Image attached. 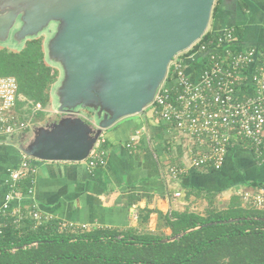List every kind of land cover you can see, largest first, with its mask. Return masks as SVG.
Returning <instances> with one entry per match:
<instances>
[{
  "label": "water",
  "instance_id": "obj_1",
  "mask_svg": "<svg viewBox=\"0 0 264 264\" xmlns=\"http://www.w3.org/2000/svg\"><path fill=\"white\" fill-rule=\"evenodd\" d=\"M214 1L0 0V46L44 36V60L61 74L49 88L61 116L33 125L26 143L12 136L21 154L84 161L103 130L151 104L170 61L206 30Z\"/></svg>",
  "mask_w": 264,
  "mask_h": 264
},
{
  "label": "crops",
  "instance_id": "obj_2",
  "mask_svg": "<svg viewBox=\"0 0 264 264\" xmlns=\"http://www.w3.org/2000/svg\"><path fill=\"white\" fill-rule=\"evenodd\" d=\"M212 18L213 28L234 26L240 48L264 50V0H220ZM142 114L118 120L103 130V162L90 167L87 162L35 161L32 194L6 202L14 188L10 172L19 167L21 152L14 139L0 136V214L7 204L10 210L32 208L57 224L85 225V230L107 228L117 231L137 230L170 233L158 224V212L170 214L184 210L196 211L205 205V198L196 191L215 192L230 199L240 191H256L264 187V162L249 144L235 142L225 155L222 167L208 171L189 168L178 178H171L168 167L184 164L185 149L168 124ZM139 131L134 145L130 138ZM25 180L15 189L24 194ZM178 193V194H177ZM201 193V192H200ZM204 195V194H203ZM149 209L148 222L140 223L142 210ZM197 212V211H196ZM159 225V226H158Z\"/></svg>",
  "mask_w": 264,
  "mask_h": 264
},
{
  "label": "built area",
  "instance_id": "obj_3",
  "mask_svg": "<svg viewBox=\"0 0 264 264\" xmlns=\"http://www.w3.org/2000/svg\"><path fill=\"white\" fill-rule=\"evenodd\" d=\"M18 84L12 76H0V136L12 137L30 127V120L22 115L43 109L40 103L17 101ZM150 114L168 124L175 139H180L187 159L167 169L171 178H178L189 168L218 170L228 149L241 142L249 144L256 157L264 162V50L240 48L236 27L213 28L204 33L188 49L178 53L169 63L165 77L153 101ZM146 107V108H147ZM145 108V109H146ZM139 131L126 146L134 145ZM85 159L93 167L103 162L99 144ZM32 159L22 154L19 167L10 172L13 189L6 202L32 194L35 167ZM21 179H28L24 194L15 189ZM178 194V193H177ZM243 205L264 210V187L256 191H240ZM31 216L40 224L50 218L34 207ZM10 210L4 205V212ZM18 213L19 209L11 210ZM59 230H85V225L60 223Z\"/></svg>",
  "mask_w": 264,
  "mask_h": 264
},
{
  "label": "trees",
  "instance_id": "obj_4",
  "mask_svg": "<svg viewBox=\"0 0 264 264\" xmlns=\"http://www.w3.org/2000/svg\"><path fill=\"white\" fill-rule=\"evenodd\" d=\"M219 4L215 0L211 17ZM57 75L44 60L41 37L27 40L19 50L0 47V76L14 77L17 95L26 101L45 107ZM195 195L207 200L203 213L158 212V224L169 234L160 231L161 226L154 232L60 231L52 219L37 224L31 208H20L18 213L6 210L0 214V264H264V210L243 205L238 195L231 196L224 210L215 209V192L195 190ZM150 213L140 212L141 224H147Z\"/></svg>",
  "mask_w": 264,
  "mask_h": 264
},
{
  "label": "rangeland",
  "instance_id": "obj_5",
  "mask_svg": "<svg viewBox=\"0 0 264 264\" xmlns=\"http://www.w3.org/2000/svg\"><path fill=\"white\" fill-rule=\"evenodd\" d=\"M211 24H212V18H210L208 26L209 25L211 26ZM41 38L43 39L44 36H41ZM5 46L11 47L14 50L15 49L18 50L17 47L19 46V43L16 41H11L9 43H6ZM0 47H2V46H0ZM52 67L58 71L57 79H59L61 74H60V70L58 69V66L53 65ZM19 98L20 99L17 101V103L24 102L21 96H19ZM80 109L82 111V118L85 121H89V119H91L90 111H88L87 109H84V108L83 109L80 108ZM56 110H57V105L55 104L53 97H50L49 103L45 107H43V109H41L39 111L32 112L31 114H28V115H22L23 119L30 120V127L22 132L21 138L19 139V142L26 143L29 140V138L32 136L33 125H35V124L45 125V124L52 123V122L56 121L61 116L60 113L55 112ZM145 110H148V107ZM103 133L104 132H102V135H103ZM12 138L16 139L17 136L11 137V139ZM31 159L38 161V159L33 158V157ZM40 161H42V160H40ZM222 195L220 194V195L215 197V201H213L214 204H212L213 208L224 210L228 206L230 199H227ZM206 206H207V203L205 205L199 204L196 211L199 213H203Z\"/></svg>",
  "mask_w": 264,
  "mask_h": 264
}]
</instances>
